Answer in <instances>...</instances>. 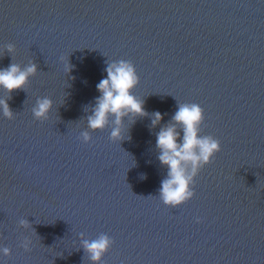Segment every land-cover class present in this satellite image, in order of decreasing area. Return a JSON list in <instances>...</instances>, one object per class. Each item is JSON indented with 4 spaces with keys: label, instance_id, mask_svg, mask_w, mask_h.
<instances>
[{
    "label": "water",
    "instance_id": "1",
    "mask_svg": "<svg viewBox=\"0 0 264 264\" xmlns=\"http://www.w3.org/2000/svg\"><path fill=\"white\" fill-rule=\"evenodd\" d=\"M121 59L148 115L124 118L130 139L110 125L84 143L96 85ZM29 62L26 89L0 90L15 115L0 110L2 264H92L82 238L102 233V264H264V0H0V69ZM45 96L54 109L37 120ZM179 103L203 108L201 135L222 151L169 208L156 138Z\"/></svg>",
    "mask_w": 264,
    "mask_h": 264
},
{
    "label": "clouds",
    "instance_id": "2",
    "mask_svg": "<svg viewBox=\"0 0 264 264\" xmlns=\"http://www.w3.org/2000/svg\"><path fill=\"white\" fill-rule=\"evenodd\" d=\"M6 50L15 52V46L8 44ZM70 67L66 70L70 71ZM106 73V77L96 85L100 95L96 98L92 114L87 117V129L90 131L85 130L81 133L84 143L91 142V132L104 131L110 125L112 141L130 139L124 118L134 119L148 115L144 101L134 95L140 82L134 64L124 59L108 61ZM37 74L38 68L34 62H29L23 67L12 63L7 68L0 69V90L8 94L15 90H24L30 79ZM53 109V100L45 96L36 101L32 114L37 120H46ZM0 110L3 117L9 120L15 118L5 98H0ZM162 119V114L155 112L152 125L157 126ZM173 121L162 127L156 138V146L160 150L159 160L167 168V177L161 181L159 188V199L169 208H180L195 197L194 185L197 176L202 168L212 163L215 156L222 151V146L215 137L201 135L205 114L199 104L179 103ZM197 222H201L199 218ZM19 224L22 228L29 226V222L25 219H21ZM81 236L83 237V234ZM113 243L112 238L103 233L91 240L82 238L83 248L92 264H102L104 256L112 248ZM30 245L31 240L26 239L22 247L25 251H30ZM10 255L9 248L0 247V256Z\"/></svg>",
    "mask_w": 264,
    "mask_h": 264
}]
</instances>
